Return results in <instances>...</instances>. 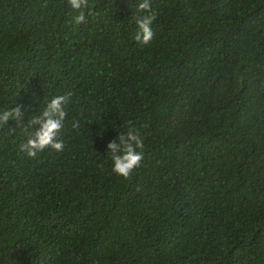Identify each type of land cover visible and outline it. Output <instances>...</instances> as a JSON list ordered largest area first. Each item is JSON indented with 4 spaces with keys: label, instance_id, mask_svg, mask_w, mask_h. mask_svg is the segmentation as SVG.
<instances>
[{
    "label": "trees",
    "instance_id": "16d2710c",
    "mask_svg": "<svg viewBox=\"0 0 264 264\" xmlns=\"http://www.w3.org/2000/svg\"><path fill=\"white\" fill-rule=\"evenodd\" d=\"M0 0V264H264V0ZM71 92L64 150L19 151ZM80 127L74 129L72 122ZM131 122L127 180L106 146ZM27 127V128H26Z\"/></svg>",
    "mask_w": 264,
    "mask_h": 264
},
{
    "label": "clouds",
    "instance_id": "9594fccd",
    "mask_svg": "<svg viewBox=\"0 0 264 264\" xmlns=\"http://www.w3.org/2000/svg\"><path fill=\"white\" fill-rule=\"evenodd\" d=\"M67 4L77 13L73 17L76 25L85 23L86 11L94 7L90 0H67ZM136 11L138 13L135 17L137 32L134 40L140 46H147L155 35L152 24L156 19V14L152 10L151 0H141L136 5ZM71 96V92L55 96L39 115L31 117L27 127L38 126V129L32 131L27 141L18 146L20 152L25 153L29 158H35L38 153L46 149L57 153L64 150V143L59 137L67 115L64 105L69 102ZM20 115L18 106L11 110L0 111V127L4 126L9 119H18ZM72 127L78 129L80 127L78 121H73ZM106 152L112 161V172L124 180L129 179L132 173L141 167L144 159V141L141 133L129 122L127 131L119 133L107 144Z\"/></svg>",
    "mask_w": 264,
    "mask_h": 264
}]
</instances>
